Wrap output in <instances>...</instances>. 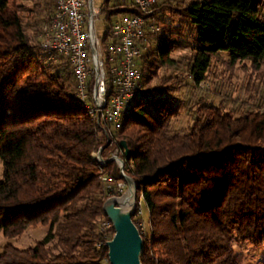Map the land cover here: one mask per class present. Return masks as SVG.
Returning a JSON list of instances; mask_svg holds the SVG:
<instances>
[{
    "label": "trees",
    "instance_id": "trees-1",
    "mask_svg": "<svg viewBox=\"0 0 264 264\" xmlns=\"http://www.w3.org/2000/svg\"><path fill=\"white\" fill-rule=\"evenodd\" d=\"M26 1L0 0V235L47 231L26 249L6 244L0 264H103L114 229H100L110 197L101 177L119 181V169L99 170L92 155L107 139L74 97L72 66L58 54L49 60L37 42L55 1ZM156 10L160 32L144 45L141 88L116 135L132 150L130 175L148 213L141 261L244 264L235 246L264 244V0H163ZM123 15L141 13L130 1L102 4L104 50ZM184 50L190 57L175 59ZM218 67L228 82L247 69L242 109L200 93Z\"/></svg>",
    "mask_w": 264,
    "mask_h": 264
},
{
    "label": "built area",
    "instance_id": "built-area-1",
    "mask_svg": "<svg viewBox=\"0 0 264 264\" xmlns=\"http://www.w3.org/2000/svg\"><path fill=\"white\" fill-rule=\"evenodd\" d=\"M54 1L55 12L41 29V49L49 55V60L58 54L68 59L72 66L77 83L74 97L88 112L96 130L107 139V144L92 155L101 173L109 163L114 162L120 174H130L133 162L125 158L116 135L122 127L127 105L134 92L141 88L138 62L149 36L158 33L156 9L159 0H116L120 3L132 2L141 16L118 17L105 50L97 31L102 16L101 5L95 0ZM109 79L114 87L111 95L107 89ZM101 181L103 192L110 197L122 195L127 188L123 179L114 181L103 174ZM144 204L141 196L137 200L136 219L142 220ZM145 226V221L144 224L137 223L142 235L146 234ZM100 229L108 236L112 224L101 221ZM96 248H101V244H97ZM102 263L110 264L108 257Z\"/></svg>",
    "mask_w": 264,
    "mask_h": 264
},
{
    "label": "rangeland",
    "instance_id": "rangeland-1",
    "mask_svg": "<svg viewBox=\"0 0 264 264\" xmlns=\"http://www.w3.org/2000/svg\"><path fill=\"white\" fill-rule=\"evenodd\" d=\"M98 5H101L105 2V0H95ZM163 0H159V4H161ZM16 2L19 5H25L27 7H31V3L26 0H16ZM102 18V16H101ZM177 19V17H176ZM157 20V27H158V33L160 32V25L162 24L158 17L156 18ZM42 29V28H41ZM97 31L99 33L100 39L103 38V34L105 33V26L103 25V22H101L97 25ZM32 31H29V34L33 36ZM40 33L41 30H39L38 34V43L39 47L41 48V42H40ZM157 33V35H158ZM156 43L155 41L151 42V47H155ZM190 50H184V51H179L175 55V59L178 56L182 55L184 57H190ZM182 64V69L184 73L187 71V60L186 62ZM247 68V67H246ZM221 71L225 72L226 70L223 67H218V71H216V75H212L210 79H208V83L204 85V90L203 92L200 91L201 94L205 95L206 101L215 103L216 105H219L221 101H224V105L227 106L228 109H242V99L247 98L246 95V86L249 83V74L243 69V67H239V69H236L235 75L232 76L233 80L231 82H228L227 79L225 80L220 79L221 76ZM163 70L161 73L162 74H168L172 76H179L180 72L176 70H170L167 72ZM222 76L229 77L228 74L224 73ZM223 82L219 83L218 82ZM218 83V84H217ZM157 81H153L152 84L150 85L151 87H155L157 85ZM187 90H183L185 93V96L187 97ZM217 91V92H216ZM182 92V93H183ZM248 100V98H247ZM264 110V109H263ZM182 123L186 124L185 121H187L188 117L185 115V110L182 113ZM95 153V152H94ZM93 153V154H94ZM2 174H3V166L2 163L0 162V180L2 179ZM138 197V201H139ZM145 207H143V218L142 220L137 219L138 222H142L144 224L145 221V236L150 235V225H149V220H148V214L147 211L145 210ZM146 212V213H145ZM134 219V218H133ZM47 229L44 227H35V228H30L28 231H26L22 236H20L17 239L9 240L6 239L2 234L0 235V253L2 252V248L6 244H12L16 248L19 249H26L29 248L30 246H33L35 243L38 241L42 240L43 237L46 234ZM235 249L238 253L242 254L244 256V264H264V244L261 245L260 247H253L249 244L245 245H236ZM105 258V257H104Z\"/></svg>",
    "mask_w": 264,
    "mask_h": 264
},
{
    "label": "water",
    "instance_id": "water-1",
    "mask_svg": "<svg viewBox=\"0 0 264 264\" xmlns=\"http://www.w3.org/2000/svg\"><path fill=\"white\" fill-rule=\"evenodd\" d=\"M125 158L131 160L132 150L126 141L120 142ZM122 169L120 168V171ZM127 188L120 196L109 197L103 211L114 229L113 238L107 242L110 264H143V235L133 221L136 214L138 191L134 178L130 174H120Z\"/></svg>",
    "mask_w": 264,
    "mask_h": 264
}]
</instances>
